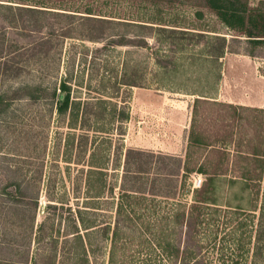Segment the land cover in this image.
Wrapping results in <instances>:
<instances>
[{
  "label": "rangeland",
  "instance_id": "1",
  "mask_svg": "<svg viewBox=\"0 0 264 264\" xmlns=\"http://www.w3.org/2000/svg\"><path fill=\"white\" fill-rule=\"evenodd\" d=\"M14 1L49 12L39 15L42 32L10 28L0 13V264H109L122 201L153 222L194 199L222 207L218 225L206 229V264H264V241L253 256L264 225V156L248 157L264 154V49L245 55L246 34L229 28L206 0ZM244 1L255 10L248 31L264 38V0ZM54 12L113 20L104 29L114 36L87 40L80 27L68 34L60 30L67 20ZM118 22L187 33L157 31L148 47L113 44L119 34L141 35ZM193 33L240 42L215 59ZM42 38L47 43L35 47ZM6 61L13 72H5ZM63 82L71 103L60 114L52 94H61ZM37 86L45 90L34 100L27 90ZM194 138L213 145L194 146ZM138 157L148 170L136 181ZM164 172L181 175L174 199L150 194L164 186L151 183ZM123 188L133 196L121 200ZM137 188L145 198L131 191ZM83 218L94 227L85 230ZM240 221L247 226L238 229ZM144 254L140 261L162 264L156 253Z\"/></svg>",
  "mask_w": 264,
  "mask_h": 264
},
{
  "label": "trees",
  "instance_id": "2",
  "mask_svg": "<svg viewBox=\"0 0 264 264\" xmlns=\"http://www.w3.org/2000/svg\"><path fill=\"white\" fill-rule=\"evenodd\" d=\"M6 1V0H5ZM6 2L10 3H0V13L4 12L3 19L4 22L8 24V27L14 28L22 31H43L44 26L40 23L39 15L47 13L49 11L37 9L34 7L26 6L23 2H15L14 0H7ZM19 3V4H13ZM207 5L214 11H216L221 18V20L232 30L241 31L246 34L248 47L246 50H243L245 55L251 57H257V51L264 49V38L257 37L252 35V32L246 27V20L251 19L255 13V10L248 6V3L244 0H206ZM92 14L90 12H86ZM59 17H65L66 24L63 25L60 30L67 31L68 34L75 28L80 27L82 29V36L87 40L98 41L108 36L113 37L114 35H108L106 32L105 26L108 24H113L115 21L104 18H97L92 16H81L79 18L74 14L69 13H59L54 12L53 15ZM77 19L79 21H77ZM117 24L124 27H136L141 30L140 38L135 35V37L129 36L128 34H119L118 40L111 38L110 43L119 44V45H136L141 47H148V37L157 36V31L169 33L173 36L177 33H187V31L177 30V29H166L161 27H155L148 24H137L130 22H118ZM52 29V25H50ZM156 31V33H155ZM190 33V32H189ZM194 37L199 38L198 43H201V40L205 39L207 44V55L211 58L219 59L224 56L226 50L230 51V46L232 42H240L238 38H232V40H227L224 36L219 35H207L204 33H193ZM67 36V35H66ZM48 39H40L34 45L35 47H42L47 43ZM233 53H239L233 51ZM5 59L3 56V46L0 49V60ZM159 58V57H158ZM157 58V61L159 60ZM160 63V60L158 61ZM5 72L11 71L8 61L4 64ZM13 72V71H11ZM20 70L16 68L14 75L18 76ZM131 85V84H130ZM133 85V84H132ZM61 94L57 93V90L54 89L53 97L57 99L58 111L60 114H65L69 109L71 99H70V87L63 82L60 86ZM27 90V89H26ZM45 89H42L40 86L28 89V94L31 99L38 100L43 96ZM62 94H64L63 97ZM2 102V98L0 99ZM206 103L211 104V101L204 99H197L196 103ZM217 103V102H216ZM194 146H212L208 141H203L198 138L192 140ZM129 151L127 153V158L130 157ZM141 153H137L141 155ZM250 155V156H249ZM251 156L258 157L264 156V154H257L251 152L248 154V157ZM140 157V156H139ZM139 157L137 160H139ZM128 161V160H127ZM261 161V160H260ZM128 163V162H127ZM181 163V160H180ZM136 171H132V175L136 181L140 179H145L144 174L147 172L144 167L139 162L136 165ZM129 171L126 172V176L130 175ZM125 176V179L127 178ZM180 173H157L151 183L154 187L157 186V183H164V186H159L160 191L151 192L152 196H165L167 198L174 199L177 194V185L180 181ZM242 179L252 180L251 177H246V174L242 176ZM148 180V178L146 179ZM209 184H205L203 189L200 191L201 194L208 192ZM164 187V188H163ZM174 190V191H173ZM135 196L138 194L141 197L145 198V191L141 188L137 190H131ZM136 193H138L136 195ZM132 197V194H129L126 189L123 188V194L121 195V200H126V198ZM174 213L162 215L159 220L153 222L145 221L146 214L144 212H139L133 208H129L122 201L117 208V216L115 221V227L113 229V235L111 238V250H110V259L109 264H135L140 261L138 255L147 253L150 256V252L156 253L157 261L159 263L177 264L181 261V264H206L205 256H202V251L204 247V238L207 237L206 229L209 230L210 227L218 225L220 222V213L222 212V207L217 206L215 202L208 200H199L194 199L192 203L178 201L175 203ZM148 208V207H145ZM144 208V209H145ZM233 211V210H228ZM80 214L83 212L79 211ZM233 214L237 217L244 216V211H238L237 209L233 211ZM251 217V215H249ZM158 218V217H157ZM264 219V213L262 215ZM84 223V229L88 230L94 226H91L87 223ZM240 225L239 228H244L247 226L246 223L242 221L238 222ZM264 225L261 224L260 229L257 230L256 240H255V253L254 257L260 255L259 250L264 241ZM263 228V229H262ZM80 233L79 230L75 231V234ZM89 233V231L87 232ZM110 227H105L103 230L104 237L106 239L110 238ZM178 236V239H174L173 236ZM251 236V235H250ZM77 239H81L80 234L76 235ZM208 238V237H207ZM138 240V241H137ZM150 254V255H149ZM145 255V254H144ZM152 256V255H151ZM138 258V259H137ZM142 261V262H141ZM140 261V264H151L147 257H143ZM17 263V262H16ZM18 264V263H17ZM21 264V263H20ZM23 264V263H22Z\"/></svg>",
  "mask_w": 264,
  "mask_h": 264
},
{
  "label": "built area",
  "instance_id": "3",
  "mask_svg": "<svg viewBox=\"0 0 264 264\" xmlns=\"http://www.w3.org/2000/svg\"><path fill=\"white\" fill-rule=\"evenodd\" d=\"M194 186L196 188H200L202 186V179L201 178L195 179Z\"/></svg>",
  "mask_w": 264,
  "mask_h": 264
}]
</instances>
